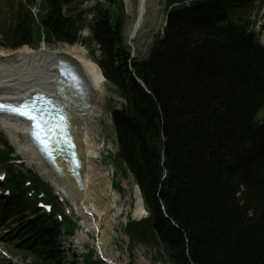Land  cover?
<instances>
[{"label":"trees","instance_id":"1","mask_svg":"<svg viewBox=\"0 0 264 264\" xmlns=\"http://www.w3.org/2000/svg\"><path fill=\"white\" fill-rule=\"evenodd\" d=\"M251 12L244 0H165L162 34L131 59L117 0L96 6L89 22L81 0H0L3 49L95 44L122 100L111 113V160L132 177L147 212L124 233L162 264H264V49ZM11 153L0 141V165L12 174ZM12 176L21 197L11 199L10 214L35 213ZM32 178L34 198L44 193L55 204L51 188ZM58 228L44 215L28 222L17 237L23 259L63 264ZM63 230H76L65 216ZM84 264L103 263L91 251Z\"/></svg>","mask_w":264,"mask_h":264},{"label":"bare ground","instance_id":"2","mask_svg":"<svg viewBox=\"0 0 264 264\" xmlns=\"http://www.w3.org/2000/svg\"><path fill=\"white\" fill-rule=\"evenodd\" d=\"M155 3L156 0H139L138 18L130 37L140 31L146 9H151ZM58 51L67 62L77 69L91 90L87 108L80 111L79 116L76 115L78 108L76 104L78 103L75 99L70 98L71 104L66 106L70 116L72 136L77 147L76 151L82 164V188H78L75 179L60 159L57 160L58 167L61 168L60 175L46 166L30 143L29 124L2 116L0 117V131L7 136L18 152L17 154L23 157L22 163H25L29 168H34L43 179L50 181L56 191L70 199L74 208L76 207L80 212L82 219L94 229L99 230L98 242L101 245L98 244V249L101 246L99 252L104 256L102 248L107 235L101 225L106 223L109 215L108 208L97 200L98 198L106 200L111 197V206L113 207L116 198L107 181V172L96 162L100 160V151L103 149V145L97 144L95 141L93 122L103 106L105 94L104 79L98 66L88 58L87 52L80 47L65 46L54 51H50L46 47L37 51L24 47L7 53L0 50V100L14 102L35 93H43L62 102L63 100L57 95L56 90ZM81 113L83 114L81 115ZM119 212L120 210H117L115 215ZM143 213L139 199L133 217L140 218ZM107 261L109 264L113 262L110 258H107Z\"/></svg>","mask_w":264,"mask_h":264},{"label":"rangeland","instance_id":"3","mask_svg":"<svg viewBox=\"0 0 264 264\" xmlns=\"http://www.w3.org/2000/svg\"><path fill=\"white\" fill-rule=\"evenodd\" d=\"M81 1V7H83L85 11L86 21L87 19L89 20L93 17V9H95L96 6H102L104 4V0ZM118 1L122 3L126 15V19L122 26L124 41L130 48V51L134 57H144L153 37L156 34H159L165 27V0H156V3L151 9H146V14L144 16L140 31L136 35L131 36L130 40V33L138 18L139 0ZM260 2L261 1L259 0H253L252 2L254 6L252 20H255L257 28L261 30L260 43L264 48V4H260ZM80 36L83 40L88 39L90 37L88 29H84ZM83 45L84 44L68 47H80L84 49L87 52L88 58L95 61L97 58V53L95 56H93L90 54V52H95L96 47L93 46V44L92 46ZM65 46L66 44H58L57 46L46 48L50 51H54ZM41 48L42 47H39L37 50ZM0 50L5 53L11 52L4 51L2 49ZM104 89V103L100 111L96 114L95 121L93 122L95 141L97 144L103 145V149L100 151V160L96 162L100 167H104L105 171L107 172V181L109 182V185L111 184V191L115 194L116 200L112 207L111 197H108L106 200L97 197V202H101V205L104 204L106 208H108L109 215L106 223H102L103 226L101 225V228L105 229V233L107 235L104 241L105 246L103 245L102 248L104 256H101L105 257L104 259H112V264H162L160 261L155 259V253L153 250L139 246L138 244L129 245L128 239L124 234V227L128 219H139L133 217V212L135 211L136 203L140 197L137 187L135 186V183L132 181V179L129 176L122 178L111 162L110 154L114 152V136L110 126V112L120 107L121 100L119 99L113 86H109L105 82ZM0 139L13 146L7 136L1 131ZM13 148L15 147L13 146ZM17 153L18 152L15 149L13 156L18 158V162L16 161V166L14 167L15 173L19 172L20 168L24 166L21 164L23 162V157ZM31 170L33 173L38 174L34 168H31ZM116 184L121 190L115 187ZM53 193L54 195L59 194L62 197L70 211L72 220L76 221L78 225V230L72 239H66L63 236L60 242L61 251L63 252V257L61 259L63 264H83V255L92 249H94L95 254L99 256V249H101V246L98 249V244H100L98 242L99 230L94 229L89 223L82 219L80 212L77 211L76 207L74 208L73 203L70 201V199H67L63 193L56 191L55 188L53 189ZM117 210H120V212L115 215ZM144 217L145 213H143L140 218L142 219ZM9 222L10 221L2 225L3 230L1 231V235H4V237L2 240H0V264H28L29 262L22 261L20 253H18L17 249H15L16 245L13 243V235L15 234L14 229L16 224L13 225Z\"/></svg>","mask_w":264,"mask_h":264},{"label":"water","instance_id":"4","mask_svg":"<svg viewBox=\"0 0 264 264\" xmlns=\"http://www.w3.org/2000/svg\"><path fill=\"white\" fill-rule=\"evenodd\" d=\"M57 56L59 58V60H64L62 58V55L60 52H57ZM67 82H69L66 78H62V80H60L58 82L59 87H58V95L63 99L66 100L67 97H71L73 99L76 100V102L78 104H76V106H78L80 111H83L87 108V103L89 102V96H90V89L89 87L86 85H81L79 89L74 90L70 84H66ZM67 94V97H66ZM62 161H64L66 163V167L67 170L71 173V175L75 178L78 186L81 188L82 187V179H81V164L79 162V159L75 156H73V158L76 159L77 161V166H73L71 163V154L69 153V151H63L62 152ZM58 156V154H56L55 152H53V160H55ZM56 166V165H55ZM58 173H61L60 169H57Z\"/></svg>","mask_w":264,"mask_h":264},{"label":"snow or ice","instance_id":"5","mask_svg":"<svg viewBox=\"0 0 264 264\" xmlns=\"http://www.w3.org/2000/svg\"><path fill=\"white\" fill-rule=\"evenodd\" d=\"M0 108H3V106H0ZM13 111L18 112L21 115H26V116H28L29 119H32V120L36 119V117L32 116L29 111H25V110H21V109H13Z\"/></svg>","mask_w":264,"mask_h":264}]
</instances>
